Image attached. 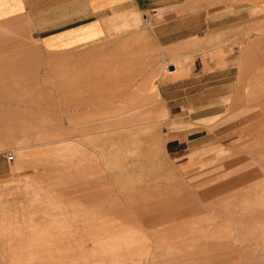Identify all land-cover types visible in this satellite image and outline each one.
Returning a JSON list of instances; mask_svg holds the SVG:
<instances>
[{
  "label": "rangeland",
  "instance_id": "rangeland-1",
  "mask_svg": "<svg viewBox=\"0 0 264 264\" xmlns=\"http://www.w3.org/2000/svg\"><path fill=\"white\" fill-rule=\"evenodd\" d=\"M202 6L213 28L192 50H233V82L249 89L190 91L189 102L173 92L183 106L172 113L140 91L137 123L82 129L107 139L50 137L49 123L42 139L0 138V264H264V3ZM152 61L140 58V73ZM172 133L220 146L204 169L181 171Z\"/></svg>",
  "mask_w": 264,
  "mask_h": 264
},
{
  "label": "crops",
  "instance_id": "crops-1",
  "mask_svg": "<svg viewBox=\"0 0 264 264\" xmlns=\"http://www.w3.org/2000/svg\"><path fill=\"white\" fill-rule=\"evenodd\" d=\"M203 10L202 0H0V138L42 139L49 123L50 137L107 139L114 137L107 130L82 129L122 122L124 114L137 123L140 91L146 92L142 105L172 113L183 106L173 92L185 91L189 102L190 91L248 90L233 82V50H192L210 37L203 28H213L203 22ZM143 43L147 51L140 50ZM140 58L153 60L147 74L140 73ZM192 116L186 121H196ZM12 123L24 124L21 134H12ZM65 129L67 136L60 134ZM219 146L190 134L165 139L181 171L204 169Z\"/></svg>",
  "mask_w": 264,
  "mask_h": 264
},
{
  "label": "built area",
  "instance_id": "built-area-1",
  "mask_svg": "<svg viewBox=\"0 0 264 264\" xmlns=\"http://www.w3.org/2000/svg\"><path fill=\"white\" fill-rule=\"evenodd\" d=\"M13 157H14V155L12 154V153H8L7 154V159H8V161H11V160H13Z\"/></svg>",
  "mask_w": 264,
  "mask_h": 264
},
{
  "label": "water",
  "instance_id": "water-1",
  "mask_svg": "<svg viewBox=\"0 0 264 264\" xmlns=\"http://www.w3.org/2000/svg\"><path fill=\"white\" fill-rule=\"evenodd\" d=\"M170 69H172V67Z\"/></svg>",
  "mask_w": 264,
  "mask_h": 264
}]
</instances>
